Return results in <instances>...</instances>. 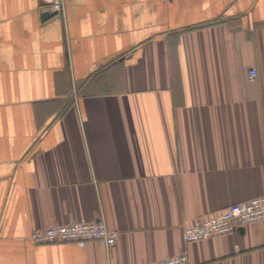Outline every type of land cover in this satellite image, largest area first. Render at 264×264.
Here are the masks:
<instances>
[{
  "label": "crops",
  "instance_id": "crops-1",
  "mask_svg": "<svg viewBox=\"0 0 264 264\" xmlns=\"http://www.w3.org/2000/svg\"><path fill=\"white\" fill-rule=\"evenodd\" d=\"M48 1L0 0V264H264V224L182 239L264 195V0ZM99 217L111 248L29 240Z\"/></svg>",
  "mask_w": 264,
  "mask_h": 264
},
{
  "label": "built area",
  "instance_id": "built-area-1",
  "mask_svg": "<svg viewBox=\"0 0 264 264\" xmlns=\"http://www.w3.org/2000/svg\"><path fill=\"white\" fill-rule=\"evenodd\" d=\"M45 12L62 14L64 0L45 2ZM257 76L256 69L248 71V80ZM264 224V195L234 203L207 216L197 217L182 228V239L185 243L197 242L213 237L223 236L243 229L249 224ZM119 232L110 229L104 218L94 220L77 219L67 224L49 225L34 228L29 240L36 245L60 242H74L84 247L89 242L100 243L105 248L115 245ZM149 264H189L187 254L170 256Z\"/></svg>",
  "mask_w": 264,
  "mask_h": 264
},
{
  "label": "water",
  "instance_id": "water-1",
  "mask_svg": "<svg viewBox=\"0 0 264 264\" xmlns=\"http://www.w3.org/2000/svg\"><path fill=\"white\" fill-rule=\"evenodd\" d=\"M55 15H56L55 12H52V13L43 12V13H41V15H40V19H41V20H46V19H48V18H50V17H53V16H55Z\"/></svg>",
  "mask_w": 264,
  "mask_h": 264
}]
</instances>
